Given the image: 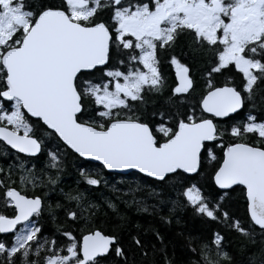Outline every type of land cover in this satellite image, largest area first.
Here are the masks:
<instances>
[{
	"label": "snow or ice",
	"instance_id": "snow-or-ice-1",
	"mask_svg": "<svg viewBox=\"0 0 264 264\" xmlns=\"http://www.w3.org/2000/svg\"><path fill=\"white\" fill-rule=\"evenodd\" d=\"M166 67L175 72L167 95ZM262 85L264 0H0V142L15 161L0 166V234H11L0 238V264H108L110 255L136 264L114 231L94 223L100 205L61 186L68 151L160 182L209 168L218 189L240 188L248 220L225 208L227 192L206 196L194 182L181 184L182 206L264 244V113L253 114ZM79 172L89 188L108 185L96 168ZM142 191L130 185L116 199L159 211L164 202L148 205L137 199ZM104 203L119 216L116 203ZM156 239L152 255L171 264ZM224 239L187 237L197 256L190 264H233ZM131 240L148 257V246Z\"/></svg>",
	"mask_w": 264,
	"mask_h": 264
},
{
	"label": "trees",
	"instance_id": "trees-1",
	"mask_svg": "<svg viewBox=\"0 0 264 264\" xmlns=\"http://www.w3.org/2000/svg\"><path fill=\"white\" fill-rule=\"evenodd\" d=\"M186 40H188V37H183L181 42ZM184 50L188 51L186 47ZM180 51L181 49L178 46L176 54L179 55ZM189 62L191 61L189 60ZM198 67L199 65L193 66V72L197 75V78L198 73H196V69ZM164 71L167 78L165 93L167 95L168 87L175 86V80L171 67H166ZM237 83H239L238 80ZM261 87H264V85ZM256 104L259 111H254L253 114L260 115L264 113V101L261 100L260 95L256 97ZM3 149L6 150V154L0 153V166L6 167L9 162H15L12 156L14 152L4 147ZM21 158L27 159L23 156ZM44 160L45 157L41 155L38 160L33 159V163H36L37 167L40 168L43 166ZM81 168L98 169L107 180L108 185L105 186L102 183L98 187L89 188L81 182L79 172ZM209 171V168H205L200 176H194L190 181L171 178L165 182H156L135 173L129 175L109 174L105 170L100 169L98 165L85 162L68 151L64 159L61 186L65 190L69 188L84 190L90 200L100 205L94 223L99 227L106 228L110 232L114 231L125 249L135 254L134 259L136 264H153V262L154 264H164L162 255H152V246H155L157 249L161 247V240L156 239V233H159L162 238L163 245L166 247L167 257L171 261V264H190L192 260L197 259V256L189 251L186 238L189 236L209 238L215 231H219L224 236V249L232 256L233 264H253V257H255V264H259V260L264 258V253L261 252L264 244L261 243L259 235L255 237L254 244L249 243L245 238L239 236V234L225 229L222 225L207 217L194 213L191 206H182L185 203L184 198L178 195L182 183H197L204 195L216 197L217 199L226 193L219 191L215 187L208 175ZM136 184H140L144 188V191L137 193V199H144L148 205L157 204L159 206L160 201L164 202L159 211H153L151 207H149L147 212L139 211L136 205H125L116 199V196L127 191L130 185L135 187ZM112 186H115L120 192L114 193L111 190ZM150 190H154L159 195L148 197L147 192ZM227 193L228 195L225 196L223 201L225 208L230 214L243 221H247L246 206L241 196L240 188H237L235 191H227ZM37 194L43 195V190H39ZM59 199L61 197L58 191L49 192L51 203L55 204ZM106 199H111L113 203L117 204L119 216L107 207V204L104 203ZM173 201H176L175 205H173ZM169 208H173L171 213L168 211ZM5 214L12 215L11 211H7ZM161 216L167 217L170 222H164ZM60 219H63L62 213L60 214ZM40 224L46 235H51L54 232L55 226L48 218H41ZM256 231L258 232L259 229L256 228ZM132 236H137L148 246V257L145 258L140 255V250L132 243ZM3 237L5 236H0V238ZM118 260V257L110 255L108 264H117Z\"/></svg>",
	"mask_w": 264,
	"mask_h": 264
},
{
	"label": "water",
	"instance_id": "water-1",
	"mask_svg": "<svg viewBox=\"0 0 264 264\" xmlns=\"http://www.w3.org/2000/svg\"><path fill=\"white\" fill-rule=\"evenodd\" d=\"M2 143V142H1ZM3 144V143H2ZM6 148H8L9 150H11L12 152H14V150H12V149H10V147H8V146H6V145H4ZM74 154V153H73ZM19 155H21V156H23V154H19ZM74 155H76V154H74ZM77 156V155H76ZM24 157V156H23ZM78 157V156H77ZM78 158H80V157H78ZM81 160H83V161H85V162H89V163H91V164H95V165H98V162H94V161H87V160H85V159H83V158H80ZM99 166V165H98ZM107 173H109V174H112V175H129V174H133V173H135V174H138V175H140V176H142V177H145V178H147V179H150V180H153V181H155L153 178H148V177H146V176H144L143 174H140V173H138V172H136L135 170H130L128 173H118V172H109L108 170H105ZM156 182H160V181H156ZM216 187V186H215ZM217 188V187H216ZM218 189V188H217ZM219 191H221V192H227V191H230V190H221V189H218ZM17 227H20V225H18ZM257 228H258V226H257ZM9 235H11V234H0V236H9Z\"/></svg>",
	"mask_w": 264,
	"mask_h": 264
},
{
	"label": "flooded vegetation",
	"instance_id": "flooded-vegetation-1",
	"mask_svg": "<svg viewBox=\"0 0 264 264\" xmlns=\"http://www.w3.org/2000/svg\"><path fill=\"white\" fill-rule=\"evenodd\" d=\"M183 39V37H181V40ZM172 73H173V77H174V80H175V72H174V69H172ZM3 147L4 148H6L1 142H0V153H2V154H6V150L5 149H3ZM8 149V148H7ZM9 150V149H8ZM21 227V226H20ZM19 228V227H18Z\"/></svg>",
	"mask_w": 264,
	"mask_h": 264
}]
</instances>
